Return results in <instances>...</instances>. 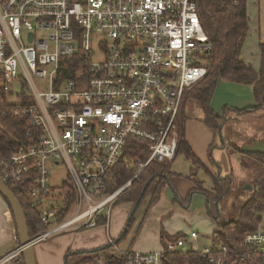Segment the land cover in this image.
Instances as JSON below:
<instances>
[{
	"label": "built area",
	"instance_id": "obj_1",
	"mask_svg": "<svg viewBox=\"0 0 264 264\" xmlns=\"http://www.w3.org/2000/svg\"><path fill=\"white\" fill-rule=\"evenodd\" d=\"M95 33L101 35L98 62L92 59ZM210 48L195 0H0V94L13 96L5 100L10 114L25 119L23 128L7 131L12 145L0 143V180L30 181L28 207L48 226L34 244L97 227L100 215L108 220L131 184L106 191L129 139L145 141L149 151L145 162L127 161L139 171L175 156L181 98L206 75ZM75 56L80 59L70 67ZM59 163L68 172L60 193L50 178V165ZM67 184L77 192L74 206L53 222ZM187 236L154 251H124L125 264H162L165 253L186 250L187 238L198 234ZM108 244L119 252L113 238ZM244 244L250 250L236 253L233 264L247 261L252 251L264 255V229L247 233ZM215 247L193 250L223 264L214 254L231 252ZM21 256L18 245L0 256V264H18Z\"/></svg>",
	"mask_w": 264,
	"mask_h": 264
},
{
	"label": "trees",
	"instance_id": "obj_2",
	"mask_svg": "<svg viewBox=\"0 0 264 264\" xmlns=\"http://www.w3.org/2000/svg\"><path fill=\"white\" fill-rule=\"evenodd\" d=\"M195 1L197 2L201 24L209 37L211 48L204 56L206 75L183 92L175 119L178 141L174 156V158L182 156L192 163L190 174L194 187L188 191L184 198L180 196L172 182L173 176L176 175L171 170L172 160L161 162L152 160L140 171L139 167H133L128 164L127 161L135 159L145 162L149 157L145 141L129 139L113 168L111 179L107 182L106 191L111 192L131 180L130 186L113 203V207L118 203L132 204L125 228L114 238L115 244L120 243L126 237L128 230L134 223V214L151 187L149 206L158 201L165 187H170L171 189L172 203L178 204L185 209L189 207L193 194H202L205 199V213L215 225L211 234V243L216 246L215 249L219 245H224L231 252L226 257L219 255L217 252L214 256L221 258L224 261L223 264H233L236 260V253L250 250L244 244L246 234L257 231L258 228L264 229V225L261 223L264 212V153L244 152L242 146L233 144L223 137L222 128L230 119L231 111L238 115H244L264 109V40L259 41L260 63L258 70H254L240 59V51L249 31L247 0ZM74 58L75 60L80 59L79 56L69 58L70 67L75 64L73 63ZM220 79L251 85L257 105L241 110L224 107L222 114L218 115L211 107V100L216 84ZM190 99L195 100L199 104L203 111L204 123L213 130L214 138H218L217 144L211 143L209 145V152L216 146H231L234 151L239 153L242 166L250 169L253 173L249 188L232 189L234 176L231 170L224 172L221 164L216 162L211 157V153H209L210 166L214 169L212 173L192 151L185 134V125L188 118L186 115V103ZM12 108L0 94V128L1 126L4 127L0 131L1 144L9 142L11 145L13 144L11 141L12 136L7 132L10 128L14 126L23 128L25 126V119L10 114ZM199 171L202 172V176L207 175L210 178V187H206L205 180L198 176ZM25 184L27 185H24V182L18 185L8 183L7 186L20 203L26 218L29 236L33 238L46 230L48 226L43 224L35 209L28 207L27 194L32 186L29 180ZM66 187L67 193L63 205L59 207V214L53 222H59L65 218L74 206L77 192L70 184H67ZM2 199L7 203L3 197ZM259 216H261L260 220ZM106 222L107 218L105 215L98 216L97 226L104 225ZM85 229L87 228H82L78 231ZM180 237H186V235L182 232L170 235L163 227L160 228V243L164 248L167 242L174 241ZM109 247L110 244H106L93 250H68L65 254V264H84L89 261L95 262L99 260H102L103 264H125L126 254L112 252ZM19 262L24 264L23 259ZM162 264L215 263H211L207 257L202 256L198 251L188 248L165 253L162 258ZM239 264H264V255L252 251L251 257Z\"/></svg>",
	"mask_w": 264,
	"mask_h": 264
},
{
	"label": "crops",
	"instance_id": "obj_3",
	"mask_svg": "<svg viewBox=\"0 0 264 264\" xmlns=\"http://www.w3.org/2000/svg\"><path fill=\"white\" fill-rule=\"evenodd\" d=\"M249 34L250 25L244 43ZM259 41L260 39H258L254 47L249 49L245 48L243 43L240 51V59L254 70H258L260 63ZM256 105L257 102L255 101L251 85L222 79L217 82L211 100V107L218 115L222 114L224 107L241 110ZM186 115L188 117L185 125L186 140L194 154L212 173L214 169L210 166L209 153H211V157L216 162L221 164L223 171L231 170L233 173L234 166L236 165L238 166L237 172L242 171L240 174L241 176L244 174L241 178L247 180L251 177L252 171L242 166L240 163L241 155L234 151L231 146H216L209 152V145L211 143L217 144L218 138H214L213 130L204 123L203 111L196 101L192 99L187 101ZM222 135L231 143L242 147L246 144H251L253 141L263 139L264 109L249 112L244 115H238L234 111H231L230 119L222 128ZM231 157L232 160L236 161L233 162L234 166L232 160L227 164ZM175 158L171 161V170L176 174L173 176L172 182L180 196L184 198L188 191L194 187V182L190 173L189 176H183L173 168L172 163ZM198 176L202 177L201 171H199ZM233 176V182L235 183V172ZM237 178L240 177L237 176ZM172 198L170 187H165L156 203L149 206L148 201L147 206L138 213L139 215L136 214L135 225L128 230V236L117 244L119 252H143L160 249L161 227L170 235L182 232L187 236L191 232H197L198 237L196 239H188V243L194 247L197 246V241L203 236H206V238L208 237L210 242V234L215 228L211 219V232L209 235H202L199 229H196L193 225H189L190 229L188 230L177 225L179 222L182 223L185 217H191L195 214L200 215L203 211L205 213L204 197L197 193L193 194L191 203L187 209L178 204H173ZM131 207V203H118L112 207L106 225H99L81 231L63 232L34 244L33 248L36 264H65V254L68 250H93L106 245L109 238H116L125 228ZM152 236L158 239L155 245L151 243L153 241L151 239ZM17 238L10 208L0 196V256L19 245ZM89 262L91 264L94 263L92 261ZM94 264H103V261L99 260Z\"/></svg>",
	"mask_w": 264,
	"mask_h": 264
},
{
	"label": "rangeland",
	"instance_id": "obj_4",
	"mask_svg": "<svg viewBox=\"0 0 264 264\" xmlns=\"http://www.w3.org/2000/svg\"><path fill=\"white\" fill-rule=\"evenodd\" d=\"M247 11H248V16H249V21H250L249 22L250 34H249L248 38L246 39L243 46L245 48L249 49L251 47H254L257 44L258 39L264 40V0H247ZM100 37H101V35L97 34V33H95L92 36L93 51H94V55H93L92 59L95 62H98L101 60V54H100L99 48L96 45V40L99 39ZM3 98H4V100H6L8 102H12L14 99L13 96H9V95H5V96H3ZM231 160H232V157L230 158V161H228L227 164H229V162H231ZM168 161H170V160H168ZM233 162H236V161L232 160V164L234 166ZM172 166L177 172L181 173L183 176H189L190 169L192 167V163L187 161L182 156H177L175 158L174 162L172 163ZM50 170H51V176H50L51 185H52L55 192L60 193L61 192V184L66 179V177L68 175L67 169L65 168V165L63 163H59L58 165H54V164L50 165ZM237 170H238V166L235 165L234 169H233V173L235 172V174H236V181H235V183L234 182L232 183V189H234V190H237L240 187L244 188L246 185L249 186L251 179H252V176H253V173H251L252 174L251 177H249V179H247V180H244L243 178H241V177H243L244 174L242 176L240 175L242 173V171L237 172ZM228 171H230V170H228ZM228 171L226 170L224 172H228ZM237 176H239L240 178H237ZM201 178L205 180V186L210 187V178L207 175H203ZM151 188L149 189L148 193L144 197L143 201L139 204L138 209H137L138 212L136 211V213L134 214V217H136V214L139 215L138 213L140 212V210L144 209L147 206L148 201L150 200V197H151V191H152ZM197 194H200V193H197ZM200 195H202V194H200ZM12 220H13V216H12ZM134 222H135V219H134ZM210 222H211V220H210L209 216L206 215L203 211L202 214H200V215L195 214L194 216H191V217H185L184 221H182V223L179 222L177 225L184 228L185 230L190 229L189 225H193L196 229H199V232L202 235H209V233L211 232L210 231L211 230V223ZM261 223L264 225V212L262 214ZM134 225L135 224L133 223V225L130 227V229L132 227H134ZM130 235H129V237H130ZM127 236H128V234L126 235V237ZM151 239L153 240L151 243H153V245H155L156 240H158V239L154 238L153 236L151 237ZM106 244H108V241ZM211 246H212L211 239L209 242V238L208 237L206 238V236H203V237H201V239H199L197 241V246H195L194 248L188 243V238H187V244L184 246V248L185 249L191 248V249L200 250V249H204V247H211ZM14 248H12V249H14ZM116 248H119V247L116 246ZM21 259H23L22 256H21V258L18 259V262ZM94 263H97V261H95ZM94 263H92V264H94ZM18 264H20V262ZM86 264H91V263L88 262Z\"/></svg>",
	"mask_w": 264,
	"mask_h": 264
},
{
	"label": "water",
	"instance_id": "obj_5",
	"mask_svg": "<svg viewBox=\"0 0 264 264\" xmlns=\"http://www.w3.org/2000/svg\"><path fill=\"white\" fill-rule=\"evenodd\" d=\"M243 151L248 153H264V138L253 141L251 144L244 145ZM248 187L249 186L246 185L244 188ZM0 195L7 201L10 207V211L14 219L19 246L21 247L23 263L36 264L33 248L34 243L32 242V238L29 236L24 211L12 191L2 180H0ZM260 219L261 216H259V220Z\"/></svg>",
	"mask_w": 264,
	"mask_h": 264
}]
</instances>
